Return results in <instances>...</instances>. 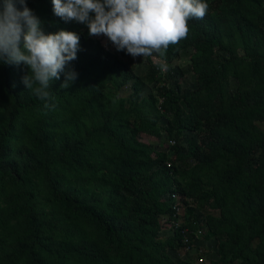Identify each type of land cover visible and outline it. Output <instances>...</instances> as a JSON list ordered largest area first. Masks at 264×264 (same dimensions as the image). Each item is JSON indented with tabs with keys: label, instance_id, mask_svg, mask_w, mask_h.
Instances as JSON below:
<instances>
[{
	"label": "trees",
	"instance_id": "trees-1",
	"mask_svg": "<svg viewBox=\"0 0 264 264\" xmlns=\"http://www.w3.org/2000/svg\"><path fill=\"white\" fill-rule=\"evenodd\" d=\"M26 2L45 33L79 34L78 75L62 89L61 73L42 100L25 65L0 62V264H264V0H205L188 36L157 54L192 49L183 87L148 57L135 73L51 0ZM210 239L208 262L169 254Z\"/></svg>",
	"mask_w": 264,
	"mask_h": 264
},
{
	"label": "clouds",
	"instance_id": "clouds-1",
	"mask_svg": "<svg viewBox=\"0 0 264 264\" xmlns=\"http://www.w3.org/2000/svg\"><path fill=\"white\" fill-rule=\"evenodd\" d=\"M51 4L60 20L86 25L89 36H104L117 51L133 58L163 56L169 45L188 36L189 19H202L209 8L205 0H51ZM41 24L26 0H0V62L25 65L22 83L43 100L50 95V82L59 80L61 73L62 89L77 78L68 65L77 58L80 36L63 29L45 33ZM158 67L162 72L169 68L167 62Z\"/></svg>",
	"mask_w": 264,
	"mask_h": 264
},
{
	"label": "rangeland",
	"instance_id": "rangeland-1",
	"mask_svg": "<svg viewBox=\"0 0 264 264\" xmlns=\"http://www.w3.org/2000/svg\"><path fill=\"white\" fill-rule=\"evenodd\" d=\"M264 25V22H263ZM101 41V44L108 48V49H112L113 46L111 45L110 42L107 41V38L104 36H99L98 37ZM192 53V49L191 48H187V49H183L180 50L178 52V54L173 57L170 61L167 62L168 66L170 67V69L174 70V80L175 82H177L181 87L186 86V85H191L193 83L194 80V74L192 73V70L190 69L189 66V57ZM124 58H130L127 59L129 60V64L131 65V67L133 68V71L135 73H139L141 71H143L146 68V57H135L133 58L132 56L128 55V54H124L123 56ZM152 62H155L157 65L159 63L162 62H166L163 61L162 59L158 58L156 53H153L152 56L148 57ZM173 80V82H174ZM235 86V80L234 78L230 77L229 78V88L232 90ZM155 88V84L154 82H148V83H144L141 87L140 90V94H144L146 92H148V90H154ZM131 90L130 84L129 83H125L122 84L118 87V92L122 95L126 94L127 92H129ZM164 119V117L162 118ZM260 125L261 128L264 129V124L262 122L258 123ZM138 138L147 141V142H152L156 147H160L163 148L166 152L170 153V149L167 146L168 143V139H166L163 135H155V134H147L145 132H139L138 133ZM171 154V153H170ZM177 210H178V215H177V219L178 221H181L182 219V211L184 209V206L180 203L179 205H177ZM208 210V209H207ZM202 211H206L202 210ZM214 213H216L217 211L214 210ZM197 216L202 219V213L200 211H196ZM161 234L165 235L167 233V231L165 230V228H161L160 229ZM212 239V238H211ZM203 240L201 241L200 244H195L198 245V247H188L187 249L180 247L179 249H176L174 251L169 250V254L172 257L175 256H183L185 253L189 254L191 256V258L194 261H206L208 262L210 259H214L216 258V254L214 252V241L213 240ZM201 256L202 259L199 260L198 257Z\"/></svg>",
	"mask_w": 264,
	"mask_h": 264
},
{
	"label": "built area",
	"instance_id": "built-area-1",
	"mask_svg": "<svg viewBox=\"0 0 264 264\" xmlns=\"http://www.w3.org/2000/svg\"><path fill=\"white\" fill-rule=\"evenodd\" d=\"M173 223L177 224V223H178V221H177V220H174V222H173ZM183 239H184V240H186V237H185V235H183ZM184 248L186 249L187 247L184 245ZM198 259H199V260H201V259H202V257H201V256H199V257H198Z\"/></svg>",
	"mask_w": 264,
	"mask_h": 264
}]
</instances>
